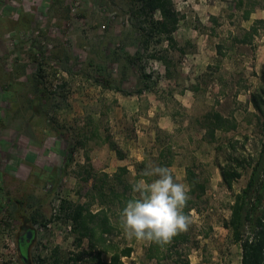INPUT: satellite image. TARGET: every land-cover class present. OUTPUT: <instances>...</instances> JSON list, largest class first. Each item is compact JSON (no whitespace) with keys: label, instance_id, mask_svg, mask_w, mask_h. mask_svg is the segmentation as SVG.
Returning a JSON list of instances; mask_svg holds the SVG:
<instances>
[{"label":"rangeland","instance_id":"obj_1","mask_svg":"<svg viewBox=\"0 0 264 264\" xmlns=\"http://www.w3.org/2000/svg\"><path fill=\"white\" fill-rule=\"evenodd\" d=\"M246 1L258 4L247 21L235 0H174L175 43L155 36L145 49L128 0H0V264H24L17 243L27 228L35 236L26 264L86 252L69 216L78 204L106 210L109 239L144 263L150 243L128 239L121 223L123 181L135 198L132 185L155 179L143 175L155 166H168L188 189L190 170L204 187L187 229L192 264H241L224 222L250 169L233 191L221 170L228 143L247 137L250 158L263 137L250 92L264 65V0ZM252 28L251 45L236 43ZM213 111L235 118L237 130L210 140L205 120ZM30 141L44 158L6 169ZM94 184L107 197L93 196ZM81 260L90 264L92 256Z\"/></svg>","mask_w":264,"mask_h":264},{"label":"trees","instance_id":"obj_2","mask_svg":"<svg viewBox=\"0 0 264 264\" xmlns=\"http://www.w3.org/2000/svg\"><path fill=\"white\" fill-rule=\"evenodd\" d=\"M235 1L239 7L243 8V19L249 20L258 4L246 0ZM128 5L129 15L136 20L134 27L140 34L142 47L148 49L151 39L155 36L158 41L164 37L171 45L175 43L173 34L178 28L180 15L175 8L174 0H128ZM212 19L216 22L215 18ZM261 23L263 24V20L256 22V24ZM254 33L256 34L257 30L252 28L243 38H237L236 43L251 45ZM217 52L221 53L220 45L217 46ZM142 77L149 79L143 74ZM250 103L260 122L263 137L258 142L255 154L250 158H246L243 154L248 144L247 137L243 141L233 140L226 146L228 159L221 170V178L226 187L233 191L234 183L242 177V170L247 167L250 169V175L246 186L234 194L230 208L231 216L224 222V227L231 231L233 241L240 245L241 264H264V65L261 84L250 92ZM205 121L210 140L215 139L217 132L228 133L236 131L238 127L235 118L225 117L217 111H213ZM119 171L123 172V176L129 174V170L125 167L120 168ZM105 175L107 177V174ZM115 175L119 177L118 174ZM89 179L88 176L84 181L88 183ZM187 182L190 189L184 212L191 215V212L196 209V200L202 195L198 191L201 189L203 192L204 187L198 183L190 170H187ZM127 188L123 181V207L129 199L133 198L127 193ZM92 189L96 190L97 186L94 184ZM110 193L119 198L113 187L110 188ZM93 196L107 197L103 195L102 189L96 190ZM90 206L91 204H78L70 209L69 215L73 222V232L77 235V248L80 249L83 241L86 240L88 250L74 253L67 260L55 256L50 264H71V261L72 264H77L82 261L85 254L92 256L90 264H134L132 259L134 249L131 246L120 249L109 239L113 232V225L107 211L101 208L94 212ZM30 220L36 222L35 216H32ZM26 230L32 231L35 236L32 228ZM190 239V233L186 230L180 232L166 245L150 243L145 253L146 261L139 264H192L190 256L194 242ZM25 250L22 244L19 254L24 264L28 259ZM105 254L110 255L108 262L103 260Z\"/></svg>","mask_w":264,"mask_h":264},{"label":"clouds","instance_id":"obj_3","mask_svg":"<svg viewBox=\"0 0 264 264\" xmlns=\"http://www.w3.org/2000/svg\"><path fill=\"white\" fill-rule=\"evenodd\" d=\"M143 175L156 178L150 182L140 179L132 185L138 195L121 210V223L128 239L163 246L192 223L184 212L189 189L168 166L146 168Z\"/></svg>","mask_w":264,"mask_h":264},{"label":"crops","instance_id":"obj_4","mask_svg":"<svg viewBox=\"0 0 264 264\" xmlns=\"http://www.w3.org/2000/svg\"><path fill=\"white\" fill-rule=\"evenodd\" d=\"M30 142L31 144L29 148L27 147V149L25 148V145H22L23 150L22 155H20L21 159H19V161L13 162V164H9L8 166H6V169H9L11 171H17L19 167L22 166V164H24V166L37 164L41 161V158H44L43 154L41 155V151L39 149L41 144L37 143V141Z\"/></svg>","mask_w":264,"mask_h":264},{"label":"flooded vegetation","instance_id":"obj_5","mask_svg":"<svg viewBox=\"0 0 264 264\" xmlns=\"http://www.w3.org/2000/svg\"><path fill=\"white\" fill-rule=\"evenodd\" d=\"M30 230H25L24 232H22L21 236L19 237V240H18V243H17V249H18V252L22 246V244H24V247L26 248V253H27V247L30 245V243L32 242V240L34 239V235L29 239L27 240L26 238V235L27 233L29 232ZM21 256V254H20ZM27 263V261H26Z\"/></svg>","mask_w":264,"mask_h":264},{"label":"water","instance_id":"obj_6","mask_svg":"<svg viewBox=\"0 0 264 264\" xmlns=\"http://www.w3.org/2000/svg\"><path fill=\"white\" fill-rule=\"evenodd\" d=\"M33 236V232L29 231L26 235L27 240H29Z\"/></svg>","mask_w":264,"mask_h":264}]
</instances>
